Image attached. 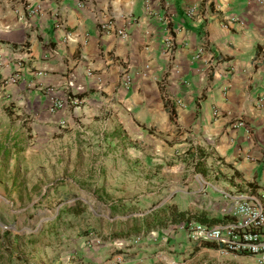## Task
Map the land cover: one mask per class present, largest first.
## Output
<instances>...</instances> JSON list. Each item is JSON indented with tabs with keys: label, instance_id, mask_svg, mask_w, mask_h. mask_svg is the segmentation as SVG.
I'll list each match as a JSON object with an SVG mask.
<instances>
[{
	"label": "crops",
	"instance_id": "obj_1",
	"mask_svg": "<svg viewBox=\"0 0 264 264\" xmlns=\"http://www.w3.org/2000/svg\"><path fill=\"white\" fill-rule=\"evenodd\" d=\"M0 42L10 68L13 57L25 61L21 98L30 102L37 140L83 133L103 147L126 136L131 164L163 165V174L169 159L187 166L176 190L106 191L104 246L91 252L82 242L84 253L63 264H254L196 245L185 231L196 222L149 231L143 222L174 207L219 224L231 203L224 193H264L263 7L249 0H0ZM74 97L82 99L78 107L69 103ZM55 100L64 105L51 111ZM190 148L204 156L203 171H195ZM47 261L29 263L56 258Z\"/></svg>",
	"mask_w": 264,
	"mask_h": 264
},
{
	"label": "rangeland",
	"instance_id": "obj_2",
	"mask_svg": "<svg viewBox=\"0 0 264 264\" xmlns=\"http://www.w3.org/2000/svg\"><path fill=\"white\" fill-rule=\"evenodd\" d=\"M9 63L0 42V264L48 262V255L63 264L84 253L82 242L96 252L104 246L103 216L112 196L106 191L176 190L185 184L180 172L187 166L175 158L167 162L168 174L163 165L147 166L143 159L131 164L134 145L126 136L124 143L103 147L83 133L37 140L30 102L21 98L25 61L16 56L11 68Z\"/></svg>",
	"mask_w": 264,
	"mask_h": 264
},
{
	"label": "built area",
	"instance_id": "obj_3",
	"mask_svg": "<svg viewBox=\"0 0 264 264\" xmlns=\"http://www.w3.org/2000/svg\"><path fill=\"white\" fill-rule=\"evenodd\" d=\"M264 8V0H249ZM193 12L187 13L192 17ZM119 36L127 38L125 31ZM168 50L173 48L171 40L166 42ZM264 52V49H263ZM73 107H78L82 99H69ZM63 102L55 100L51 111L62 109ZM223 198L230 200V206L224 211L228 220L214 226L192 223L187 227L188 236L194 243L214 242L223 253L251 258L254 264H264V193L248 190L243 193H224Z\"/></svg>",
	"mask_w": 264,
	"mask_h": 264
},
{
	"label": "trees",
	"instance_id": "obj_4",
	"mask_svg": "<svg viewBox=\"0 0 264 264\" xmlns=\"http://www.w3.org/2000/svg\"><path fill=\"white\" fill-rule=\"evenodd\" d=\"M169 112L171 115V119L174 117V111L169 108ZM188 157L195 159L196 156V160L194 162V169L195 171H203V169L200 167L201 162L203 161L202 158L204 157L198 149H194V148H190L188 150ZM144 220V219H143ZM187 222L190 223L191 221L196 222V223H200L202 225H209L212 226L214 224H216L219 219H209L207 218L203 213H191L189 211L186 212H182V211H178L176 208L171 207L169 209V213H167V215H165L164 217H159L158 220H154V221H145L144 220V229L148 230L150 228L153 227V225L157 224V225H166V223H179V222ZM135 228V233L139 232V228L138 227H134ZM128 232H121L120 234L122 235H127ZM127 237V236H126ZM196 245L199 246H205L208 248H219L214 242H197ZM198 246H195L194 249H197ZM22 264H27L24 260L21 261ZM33 264V263H30Z\"/></svg>",
	"mask_w": 264,
	"mask_h": 264
}]
</instances>
